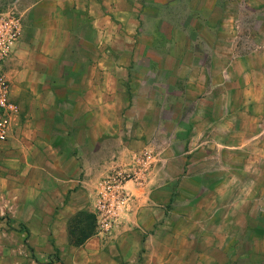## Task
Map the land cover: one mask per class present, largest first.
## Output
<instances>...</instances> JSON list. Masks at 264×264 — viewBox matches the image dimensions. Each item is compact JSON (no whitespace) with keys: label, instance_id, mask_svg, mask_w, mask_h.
<instances>
[{"label":"crops","instance_id":"0c3cea01","mask_svg":"<svg viewBox=\"0 0 264 264\" xmlns=\"http://www.w3.org/2000/svg\"><path fill=\"white\" fill-rule=\"evenodd\" d=\"M179 3L29 0L19 6L22 34L4 63L18 111L10 139L0 145V216L8 213L0 225L22 223L28 238L24 243L21 231L2 229L0 264H38L55 248L60 264H90L103 254V240L90 236L73 246L68 224L76 212H92L100 183L123 172L131 199L126 209L133 213L164 183L162 158L152 148L159 138L180 140L164 125L178 124L176 100L195 98L187 83L195 67L203 68L188 59L190 28L174 15ZM149 48L161 58L150 57L146 68L164 71L162 87L174 88L162 100L136 79ZM171 108L176 114L165 116Z\"/></svg>","mask_w":264,"mask_h":264},{"label":"rangeland","instance_id":"374dc122","mask_svg":"<svg viewBox=\"0 0 264 264\" xmlns=\"http://www.w3.org/2000/svg\"><path fill=\"white\" fill-rule=\"evenodd\" d=\"M28 1L0 0V10L17 11ZM174 15L190 28L189 61L203 64L187 83L195 98L176 100L178 124L164 125L180 137L177 144L164 137L152 148L162 158L164 183L136 213L126 209L129 199L108 231L95 217L91 236L103 240V254L89 263L264 264V0H180ZM150 57L161 54L149 48L140 56L146 70L136 79L162 100L174 88L162 87L164 71L146 68ZM175 114L173 108L164 112ZM8 226L0 225V232H26L22 223ZM26 238L23 233L24 243ZM59 258L55 248L37 263L60 264Z\"/></svg>","mask_w":264,"mask_h":264},{"label":"built area","instance_id":"2783aa9c","mask_svg":"<svg viewBox=\"0 0 264 264\" xmlns=\"http://www.w3.org/2000/svg\"><path fill=\"white\" fill-rule=\"evenodd\" d=\"M22 30V18L15 9L0 10V141L7 139L11 117L18 111L17 105L10 98V87L4 63L11 55ZM123 180V172H118L100 183L93 213L99 228L103 231H108L113 227L117 214L122 211L130 199L123 187Z\"/></svg>","mask_w":264,"mask_h":264},{"label":"trees","instance_id":"16d2710c","mask_svg":"<svg viewBox=\"0 0 264 264\" xmlns=\"http://www.w3.org/2000/svg\"><path fill=\"white\" fill-rule=\"evenodd\" d=\"M95 216L92 212L80 210L74 214L68 224L69 243L79 246L89 238L94 231Z\"/></svg>","mask_w":264,"mask_h":264}]
</instances>
